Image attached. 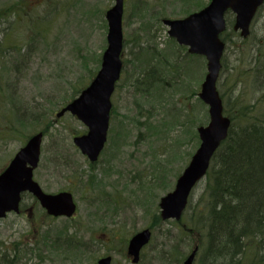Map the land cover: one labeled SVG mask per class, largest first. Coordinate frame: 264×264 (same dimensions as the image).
<instances>
[{"label":"rangeland","instance_id":"374dc122","mask_svg":"<svg viewBox=\"0 0 264 264\" xmlns=\"http://www.w3.org/2000/svg\"><path fill=\"white\" fill-rule=\"evenodd\" d=\"M209 2L125 0L121 77L111 97L105 148L98 162L90 163L73 144L87 127L69 113L60 118L57 113L95 78L107 46L105 13L114 0H0V174L27 140L42 132L34 180L46 193L70 192L77 204L73 220L50 219L27 195L23 215L0 219V264L14 258L17 264H97L103 255L111 256L112 264H132L126 243L144 229L152 237L138 264H182L195 247L193 264L229 260L216 261L208 250L202 221L206 178L194 188L180 221H162L159 208L199 146L197 128L209 121L198 96L206 60L171 39L162 20L184 18ZM199 3L200 8L191 6ZM226 22L217 91L229 114L252 107L261 119L264 5L246 39L232 30L234 14L228 12ZM148 72L161 76L162 90L155 91L153 83L142 96L140 81ZM72 236L80 250L59 252ZM42 237L51 239L48 245ZM52 241L60 244L57 250ZM257 251H248L245 264H264V242Z\"/></svg>","mask_w":264,"mask_h":264},{"label":"water","instance_id":"95a60500","mask_svg":"<svg viewBox=\"0 0 264 264\" xmlns=\"http://www.w3.org/2000/svg\"><path fill=\"white\" fill-rule=\"evenodd\" d=\"M263 2L211 0L198 12L181 19L162 21L168 27L169 37L174 38L179 45L188 47L189 54L206 59L207 72L201 84L199 99L208 107L209 114L207 125L197 128L200 143L190 162L177 178L174 189L160 199L162 221L181 220L193 189L204 179L212 158L228 136L230 119L223 114L222 100L216 87L225 50V44L220 39L226 29L225 13L230 10L235 14L233 30L246 38L250 33L251 22ZM123 12L124 0H114L113 6L105 13L107 47L95 78L75 100L57 113L60 118L68 112L87 127V133L74 137L73 143L91 163L98 160L107 141L111 97L122 69ZM42 140V132L31 136L0 174V218L9 212H19L23 193L35 197L50 216L70 218L74 215L76 204L71 193H45L33 178V172L40 161ZM151 236V231L144 229L129 240L127 250L134 263L138 262L140 251L150 242ZM197 251L195 247L182 264H193ZM110 260V257L102 258L99 264H110Z\"/></svg>","mask_w":264,"mask_h":264},{"label":"trees","instance_id":"16d2710c","mask_svg":"<svg viewBox=\"0 0 264 264\" xmlns=\"http://www.w3.org/2000/svg\"><path fill=\"white\" fill-rule=\"evenodd\" d=\"M191 6L200 8L203 3ZM256 71L261 73L257 67ZM153 72L140 81L142 96H147L153 83L155 91L162 90L158 86L162 78H155ZM260 79H264V72ZM251 108L241 114H229L224 108L231 120L228 136L212 158L205 177L202 221L209 252L216 261L229 259L221 264H245L248 251L254 254L257 245L264 242V115L257 119ZM189 206L190 203L184 214ZM194 216L198 219L199 211H194ZM262 256L261 253L263 259Z\"/></svg>","mask_w":264,"mask_h":264},{"label":"flooded vegetation","instance_id":"af4514ba","mask_svg":"<svg viewBox=\"0 0 264 264\" xmlns=\"http://www.w3.org/2000/svg\"><path fill=\"white\" fill-rule=\"evenodd\" d=\"M27 195H29V196H31L32 198H33V200H35L34 202H35V205H38L39 207H40V209H41V211L43 212L44 211V213H45V215L48 217V218H54V219H58V218H65V219H68V220H73L74 219V217H75V215H76V213H77V204H76V202H75V200H74V202H75V204H76V211H75V213H74V215L72 216V217H70V218H67V217H53V216H50V215H48L47 214V212H46V210L45 209H43L42 207H41V205H40V203H39V201L35 198V197H33L31 194H29V193H23L22 194V198H21V202H20V205H19V212L18 213H15V212H9L8 213V215L9 214H15V215H23V209H24V206L26 205L25 204V197L27 196ZM73 199H74V197H73ZM27 211V210H26ZM28 213H29V215H31V213H32V207L31 208H29L28 209ZM73 236L72 237H70V239H71V241H69L68 243H66V245L65 246H60V244H58L57 243V245H55L54 244V241H52L53 242V249H55V250H57L58 248H59V246H60V248H59V252H63V253H74V250H80V243L79 242H74L73 241ZM132 238V236L130 237V239ZM129 239V240H130ZM46 240V241H45ZM48 240H51V239H49V237H46V238H43L42 237V241H45L47 244L46 245H48ZM129 240L127 241V243H126V246H125V248H126V251H125V255H126V257L131 261V263L132 264H138L139 262H140V260H141V254H142V252H143V250L146 248V246L148 245H145L142 249H141V251H140V254H139V259H138V262L137 263H134L133 262V258L128 254V250H127V248H128V243H129ZM52 242L50 243V244H52ZM40 244L39 243H37L36 244V246L34 247V250L36 251V252H38V251H40ZM15 250H18V248H15ZM86 250V248H83V252H82V254L84 255L85 254V251ZM16 253V251H14V254ZM17 254H19V253H17ZM37 255H38V253H36ZM39 257V259H42V257L41 256H38ZM105 257H110L111 258V260H110V264H112V257L111 256H109V255H107V256H104L103 255V257H100L98 260H97V264H99V261L102 259V258H105ZM16 261H19V259H17V258H14V259H12V260H8V264H17L18 262H16Z\"/></svg>","mask_w":264,"mask_h":264}]
</instances>
